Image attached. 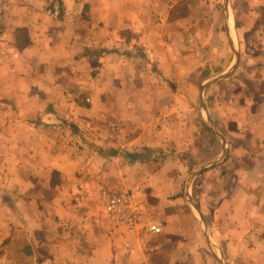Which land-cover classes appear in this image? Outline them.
Here are the masks:
<instances>
[{
    "label": "crops",
    "instance_id": "1",
    "mask_svg": "<svg viewBox=\"0 0 264 264\" xmlns=\"http://www.w3.org/2000/svg\"><path fill=\"white\" fill-rule=\"evenodd\" d=\"M235 1L226 19V0H0V264H264V0ZM215 36L226 66L184 93ZM231 45L204 90L228 151L190 187L207 237L185 191L221 146L185 94L232 71ZM106 186L161 232L107 222Z\"/></svg>",
    "mask_w": 264,
    "mask_h": 264
},
{
    "label": "rangeland",
    "instance_id": "2",
    "mask_svg": "<svg viewBox=\"0 0 264 264\" xmlns=\"http://www.w3.org/2000/svg\"><path fill=\"white\" fill-rule=\"evenodd\" d=\"M243 3H244L243 0H236L235 1L236 7L243 6L242 5ZM211 29H213V28H211ZM208 31L210 32L211 30H208ZM213 31L215 32V29H213ZM212 44L213 45H211L210 55L207 58L208 61L205 64V66L202 67L199 76L195 77L194 74L192 76H190V73H188L184 77V79H183L184 93H185V87L186 86H191V87H193V90H194L196 82L201 83L202 80L206 79L204 77L212 75L214 72H216V70H219V69L224 68L226 66L228 56H226V54H224V51H223L224 45L222 44V40L220 38L218 40V36H215ZM200 52H201V48H200ZM198 90H200L199 87H198ZM219 93H221V91H219ZM191 94L187 93V94H185V96L188 98L189 103H193V107H190V108L184 110L183 116L187 117V118L191 116L193 118H199L200 120L202 118H206L205 114L201 111V108H200V97H201L200 92L195 90ZM191 97H193V100H191ZM216 97L221 98V95L218 96V95L214 94L212 92V89L209 92L204 93V98L206 100V104L210 108V113H211L212 117L214 118V121L216 122V127H217L218 131L221 134H223V129L221 126V120H222V114L220 111L221 107L218 108V106L216 105ZM138 112L140 113L141 117L143 114H146V111H138ZM117 123H119V122H117ZM108 127L110 128V130L108 128V132L112 133L113 131L111 129V125H108ZM200 127H202V125H200ZM203 127H205V129L208 130L207 133L212 134L210 129L207 127V125H203ZM87 129H89V130H87L88 137H89V135L92 136V134L96 130V128H91V127H88ZM117 131H119L118 128H117ZM216 144H217V140L215 138V145ZM87 146H88V149H90V150L91 149H95V150L101 149L105 153H109V152H113V151H119L121 149V150H123V152H121V154H123L124 157H128V154H129V153L125 152L126 148H123L122 145L118 144L115 147H113V146H111V147L97 146L96 142L93 140H90V138H88V145ZM134 153L135 152H132V154H134ZM153 155H154V153L150 154L149 156H153ZM145 158H146V156H145ZM104 190H110V191L127 190L130 193H132L138 199V201H140L146 208V200L144 201L143 198L141 196H139V194L137 193L139 191L136 189L129 188V187H127V188H125V187L109 188L108 186H106V187H102L101 192ZM101 192H100V194H101ZM98 196L101 200V195H99V192H98Z\"/></svg>",
    "mask_w": 264,
    "mask_h": 264
},
{
    "label": "built area",
    "instance_id": "3",
    "mask_svg": "<svg viewBox=\"0 0 264 264\" xmlns=\"http://www.w3.org/2000/svg\"><path fill=\"white\" fill-rule=\"evenodd\" d=\"M103 214L107 222L128 231L160 233L161 227L146 219V208L127 190L101 192Z\"/></svg>",
    "mask_w": 264,
    "mask_h": 264
},
{
    "label": "water",
    "instance_id": "4",
    "mask_svg": "<svg viewBox=\"0 0 264 264\" xmlns=\"http://www.w3.org/2000/svg\"><path fill=\"white\" fill-rule=\"evenodd\" d=\"M230 7H231V0H226V5H225V18L227 19V14L229 13L230 11ZM225 34H226V37L229 38L230 34H229V29H228V22L225 21ZM227 29V30H226ZM227 38V39H228ZM230 49L231 51L234 53V65H233V68H232V71H230L229 73H224V74H219V75H216L214 77H211L207 80H205L202 85H201V97H200V108H201V111L205 114L206 118H207V124L209 126V128L213 131V133L216 135V138L221 146V154L220 156L218 157V159L216 160H213L211 161L210 163L206 164V165H203L201 166L200 168H198L196 171L192 172L189 177H188V181H187V186H186V191H185V196H186V199L188 201V203L190 204L191 208L193 209V211L198 214L199 216V219H202L203 220V224H202V229L204 231V234L208 237L209 235V230H208V225L206 223V220L205 218L203 217V214L201 213V211L199 210L196 202L194 201L193 197H192V194H191V184L192 182L194 181V179L203 171L205 170L206 168L210 167V166H213L215 164H217L218 162H220L221 160L224 159L227 151H228V145L227 143L225 142L224 138L222 137L221 133L218 131L216 125L212 122V119L208 113V110H207V105H206V101H205V98H204V90L205 88L207 87L208 84L210 83H213V82H216L220 79H224V78H228L230 77L236 70L237 68V65L239 63V53L236 49H234L232 47V45L230 46ZM221 264H224L223 262V257L222 255H219L218 256Z\"/></svg>",
    "mask_w": 264,
    "mask_h": 264
},
{
    "label": "trees",
    "instance_id": "5",
    "mask_svg": "<svg viewBox=\"0 0 264 264\" xmlns=\"http://www.w3.org/2000/svg\"><path fill=\"white\" fill-rule=\"evenodd\" d=\"M21 36H22V38H23L24 36H26L25 33H24V29H22V31H21Z\"/></svg>",
    "mask_w": 264,
    "mask_h": 264
}]
</instances>
